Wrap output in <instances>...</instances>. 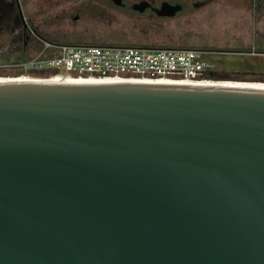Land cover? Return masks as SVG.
<instances>
[{
    "label": "water",
    "instance_id": "1",
    "mask_svg": "<svg viewBox=\"0 0 264 264\" xmlns=\"http://www.w3.org/2000/svg\"><path fill=\"white\" fill-rule=\"evenodd\" d=\"M0 264H264V83L0 75Z\"/></svg>",
    "mask_w": 264,
    "mask_h": 264
},
{
    "label": "rangeland",
    "instance_id": "2",
    "mask_svg": "<svg viewBox=\"0 0 264 264\" xmlns=\"http://www.w3.org/2000/svg\"><path fill=\"white\" fill-rule=\"evenodd\" d=\"M224 3L211 16L202 12L198 20H191L185 25L172 23L166 28L138 24L139 21L128 17L124 11L92 0H0V20L11 21L14 16H19L17 7L21 5L30 24L41 35L52 40L154 47L166 42L173 47L209 49L214 51L209 55L210 60L224 67L227 65L224 76L220 78L264 80V28L253 31L249 25L251 18L245 15L239 19V30L241 27L244 39L229 40L230 29L236 26L228 16L236 9L228 5L226 0ZM240 5L247 8L248 0H243ZM78 14L79 18H76ZM8 24L11 25V22ZM7 27L14 29L12 26ZM6 38L7 33H0V43ZM19 47L17 51L0 53V64L13 58L12 55L20 54L21 45ZM232 51L242 52L234 54ZM6 74L11 73L0 66V75Z\"/></svg>",
    "mask_w": 264,
    "mask_h": 264
},
{
    "label": "built area",
    "instance_id": "3",
    "mask_svg": "<svg viewBox=\"0 0 264 264\" xmlns=\"http://www.w3.org/2000/svg\"><path fill=\"white\" fill-rule=\"evenodd\" d=\"M0 64L8 73L39 76L150 79H218L221 68L209 59L214 51L194 47L61 42L40 35ZM36 41L37 43H33ZM25 45L28 48L25 49ZM20 48V47H19ZM18 48V49H19ZM17 51L7 46L0 53ZM30 51V52H29Z\"/></svg>",
    "mask_w": 264,
    "mask_h": 264
},
{
    "label": "flooded vegetation",
    "instance_id": "4",
    "mask_svg": "<svg viewBox=\"0 0 264 264\" xmlns=\"http://www.w3.org/2000/svg\"><path fill=\"white\" fill-rule=\"evenodd\" d=\"M99 3H105L111 5L121 11H124L128 17L135 18L139 21L138 24H144L146 26L154 25L156 27H169L172 23L185 25L191 20H198L202 12H206L207 15L214 14L218 9L224 6V0H92ZM228 5H231L233 9L232 14L228 16L234 20L236 27L230 29V37L228 39L233 40H243L245 35H243L239 19L241 17L250 16V24L253 31L258 30L260 27L264 28V0H248L247 8L240 7V3L243 0H226ZM19 2V1H18ZM19 5V3H18ZM17 5V6H18ZM19 16H14L11 21L0 20V33H7V38L5 42L2 41L0 44V49H4L7 46L18 47L22 43L26 44L32 41L36 36L41 35L37 33L35 29L29 22L28 18L25 17L22 6H18ZM252 9V12H251ZM2 7L0 6V11ZM241 11V13H233L235 11ZM23 11V15L21 13ZM240 14V15H239ZM208 16V17H209ZM214 16V15H213ZM79 18V14L76 15ZM11 22V25L8 24ZM21 23V24H20ZM8 24V25H7ZM15 25L17 26L15 28ZM12 26L14 29H11ZM250 32V31H249ZM252 36V35H251ZM44 37V36H43ZM103 37H100L101 39ZM56 40V39H53ZM58 41V40H57ZM96 41V40H95ZM78 43V42H77ZM93 44H99L96 42H90ZM160 46H169L166 42L160 44ZM16 47V48H17ZM242 51H232L234 54H239ZM251 52V51H243ZM227 65L225 64V67ZM221 72L219 77L224 76L226 68L219 64Z\"/></svg>",
    "mask_w": 264,
    "mask_h": 264
},
{
    "label": "bare ground",
    "instance_id": "5",
    "mask_svg": "<svg viewBox=\"0 0 264 264\" xmlns=\"http://www.w3.org/2000/svg\"><path fill=\"white\" fill-rule=\"evenodd\" d=\"M6 75H30V74H6ZM32 76H39V75H32ZM54 76H72L77 77L74 75H54ZM78 77H84V76H78ZM189 80V79H186ZM209 81H235V82H254V83H264V80H250V79H234V78H218V79H205Z\"/></svg>",
    "mask_w": 264,
    "mask_h": 264
},
{
    "label": "trees",
    "instance_id": "6",
    "mask_svg": "<svg viewBox=\"0 0 264 264\" xmlns=\"http://www.w3.org/2000/svg\"><path fill=\"white\" fill-rule=\"evenodd\" d=\"M3 42H5V41L3 40ZM1 43H2V41H1ZM1 43H0V44H1ZM26 48H28V45H25V49H26ZM21 54H25V52L22 50V53H21ZM221 63H222V62H221ZM225 63H226V62H225Z\"/></svg>",
    "mask_w": 264,
    "mask_h": 264
}]
</instances>
